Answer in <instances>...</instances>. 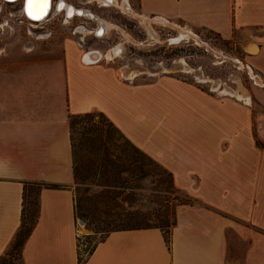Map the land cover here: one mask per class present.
<instances>
[{"label": "crops", "instance_id": "crops-1", "mask_svg": "<svg viewBox=\"0 0 264 264\" xmlns=\"http://www.w3.org/2000/svg\"><path fill=\"white\" fill-rule=\"evenodd\" d=\"M138 10L238 43L264 78V0H138ZM86 53L70 43L65 78L0 88V258L20 230L26 185L38 181L60 187L39 193L24 264H264V148L251 112L175 75L127 80ZM93 111L194 202L178 206L169 239L156 227L112 231L80 263L69 120Z\"/></svg>", "mask_w": 264, "mask_h": 264}, {"label": "rangeland", "instance_id": "rangeland-1", "mask_svg": "<svg viewBox=\"0 0 264 264\" xmlns=\"http://www.w3.org/2000/svg\"><path fill=\"white\" fill-rule=\"evenodd\" d=\"M65 1L78 9L91 10L93 15L118 28H110L99 36L94 30L100 28L98 19L83 14L66 19L65 11H57L60 0H53L48 16L38 22L23 13L24 0H0V88L24 84V81L40 88L49 83L53 73L65 78L64 53L71 43L81 54L100 51L99 62L118 69L120 76L127 80L151 81L160 75H175L220 98L236 100L251 112L258 145L264 148V78L248 67L238 43L224 40L210 30L175 28L161 21L152 22L148 28L139 17L124 13L114 4L101 5L96 0ZM127 1L128 7L141 14L138 0ZM80 25L89 31L79 32ZM182 32L192 34L186 37ZM111 49L120 52L116 55ZM258 76L263 85L256 82ZM105 123L104 137L112 143L110 161H105L100 170L108 173L103 175L99 170L73 186L82 259L114 230L156 227L169 239L178 206L194 202L175 186L171 172L132 143L115 125ZM77 142L78 156L88 155L90 145L81 140V134L77 135ZM102 151L95 155L103 157ZM133 155L140 159L141 170L137 174H134ZM38 193L39 186L30 187L27 229L36 218ZM13 245L1 264H24L20 246L13 249ZM240 254L233 251L232 256Z\"/></svg>", "mask_w": 264, "mask_h": 264}, {"label": "trees", "instance_id": "trees-1", "mask_svg": "<svg viewBox=\"0 0 264 264\" xmlns=\"http://www.w3.org/2000/svg\"><path fill=\"white\" fill-rule=\"evenodd\" d=\"M97 117H99V120H95ZM105 121H109V125L112 127H115L113 122L108 119L106 115H104L101 112H88L84 114H78V115H71L70 116V137H71V144L73 148V157H74V177L76 183H81V181H84L91 177L92 175L99 173V170L104 168L105 161H110L109 159V152L111 148L112 140L106 139L103 134V125L107 124ZM106 126V125H105ZM117 128V127H115ZM81 134V140H86L89 143V149L88 155L79 157L78 156V149L79 144L77 142V135ZM133 148L136 150V152L139 153L138 149H136L134 146ZM103 150V157H99L95 155L97 151ZM133 167H134V174H137L138 171L141 170L140 164H138V161L140 160L139 157L136 155H133ZM84 164V165H80ZM93 171V172H92ZM85 172V174H83ZM142 172V171H141ZM100 173L103 175H106L108 172H104L103 170H100ZM111 179V178H110ZM31 186H39V193L41 189L43 188H58L59 185L55 184H48L45 182H38L33 181L29 182L26 185L25 191H24V203H23V210H22V223L20 230L16 236V239L14 241L13 249L17 246H20L22 249V246L34 228L39 215V193H38V202H37V214L36 218L33 222V225L31 228L27 229V223H28V204L30 203L28 201L29 194H30V187ZM31 204V203H30ZM186 204V203H185ZM145 228H152V227H145ZM145 228H138V229H145ZM133 228H127V229H119V230H131ZM26 231V232H25ZM117 231V230H114ZM112 232V231H111ZM25 234L24 239L22 238V234ZM109 234V233H108ZM92 252V251H91ZM11 251L8 252L5 256L0 258V264L5 259L6 256L10 255ZM80 263H82V258H80Z\"/></svg>", "mask_w": 264, "mask_h": 264}, {"label": "bare ground", "instance_id": "bare-ground-1", "mask_svg": "<svg viewBox=\"0 0 264 264\" xmlns=\"http://www.w3.org/2000/svg\"><path fill=\"white\" fill-rule=\"evenodd\" d=\"M8 1L15 2V1H18V0H8ZM96 1L99 2L101 5L114 4L115 6L120 7L124 13H129L131 15H135L137 18L139 17L138 19H140L141 23L143 25H146L148 28L150 27L152 22L160 21V20H157V19H150L149 17H146V16H144L142 14H139V13L137 14L136 12L133 11L132 8L127 6L129 4L127 0H96ZM23 3H24V5H23ZM23 3H22V11H23V13L29 19H31L32 21L38 22V21H42L44 18H46L48 16V14L50 13V9H51L53 0H49L48 7L46 9L43 8V6L39 2V0H36V2L33 4V7H32L33 14L34 15H39L41 17L39 19H34L33 16L29 15V13H28V0H24ZM57 11L58 12L65 11L66 12V16H67L66 19H71V17H73L76 14H81V15L83 14L85 16L91 17L92 19H98V22H99L98 26H100V28L98 29V27H97L94 30H96L95 33L97 35H99V36L104 35V33L109 31L110 28H118V26H116L115 24H112V23H110V22H108V21H106L104 19L98 18L97 16L93 15L90 12L91 10L78 9V8H76L75 6H73L72 4L68 3L65 0H60V3L58 5ZM78 31L83 33L84 31L86 32V31H89V30L87 28L83 27L82 25H80V26H78ZM122 32L124 34H126V32L124 30H122ZM148 32H150V31H148ZM181 34H182V36L188 37L192 33L191 32H182ZM127 36H129V34H126V37ZM127 38H129V37H127ZM111 51H113L116 55L118 54V52H120V51H114L112 49H111ZM86 52H87L86 53V58H88L91 61H97V60L101 59L102 53L100 51H98V50L97 51L89 50V51H86ZM240 66L241 67H245V65L243 63H240ZM256 82L259 83V84L263 83L262 80H260V79L258 81H256Z\"/></svg>", "mask_w": 264, "mask_h": 264}, {"label": "snow or ice", "instance_id": "snow-or-ice-1", "mask_svg": "<svg viewBox=\"0 0 264 264\" xmlns=\"http://www.w3.org/2000/svg\"><path fill=\"white\" fill-rule=\"evenodd\" d=\"M35 2L36 0H28V13L30 16H33L34 19H39L41 17L39 15H34L32 11V7ZM39 2L42 4L44 9L48 7L49 0H39Z\"/></svg>", "mask_w": 264, "mask_h": 264}]
</instances>
